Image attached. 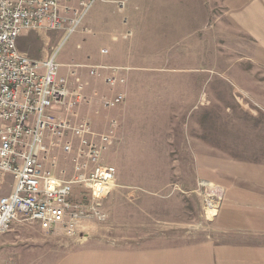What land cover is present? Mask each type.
Wrapping results in <instances>:
<instances>
[{
  "label": "rangeland",
  "instance_id": "rangeland-1",
  "mask_svg": "<svg viewBox=\"0 0 264 264\" xmlns=\"http://www.w3.org/2000/svg\"><path fill=\"white\" fill-rule=\"evenodd\" d=\"M130 1L132 15L145 22L140 24L139 39L137 35L134 40L141 46L135 63L151 67L140 71L139 77L173 85L162 87L156 83L142 89L154 90V102H165L172 110H195L194 118L185 121L193 134L211 145L212 154L264 162V67L252 54L256 41L234 30L222 0ZM83 30L81 22L56 46L50 37L53 31L29 30L18 38L17 47L32 59L54 51L57 64L68 63L85 49L82 42L91 37ZM148 99L152 101L150 95ZM161 105L155 110L161 112ZM145 117L143 114L141 129L166 143L161 126L157 133L158 127L150 125L153 119ZM110 127L107 134L112 142L102 160L115 167L116 176L102 200L105 219L85 221L75 237L56 232L53 243L58 249L109 243L125 247L172 246L208 238L212 217L222 201V189L197 176L188 157L190 152L183 146L184 136L180 134L176 140L180 148L158 150L156 142L146 138V148L133 151L128 149V142L125 145L114 135L122 127L120 122ZM57 156L56 170L72 172L70 158L64 157L61 150ZM12 185L11 175L0 172V198L10 193ZM38 236L34 231L20 233L11 243L14 260L19 258L17 249L37 244ZM11 263L10 259L4 261Z\"/></svg>",
  "mask_w": 264,
  "mask_h": 264
},
{
  "label": "crops",
  "instance_id": "crops-1",
  "mask_svg": "<svg viewBox=\"0 0 264 264\" xmlns=\"http://www.w3.org/2000/svg\"><path fill=\"white\" fill-rule=\"evenodd\" d=\"M78 1L62 0L61 3L76 7ZM222 4L226 7V15L231 17L234 30L256 41L252 54L262 61L264 67V0H222ZM130 8V0H95L80 21L84 25L83 31L91 37L82 42L85 49L74 60L58 63V77L73 98L74 95L84 97L75 106V111L79 117L87 119L95 132L108 133L111 123L120 122L122 127L115 130L114 135L125 145L128 142V149H145L146 138L156 142L155 149L158 150L180 148L176 140L180 134L184 136L183 146H187L185 150L190 152L188 157L197 176L223 189L222 201L211 220L210 236L183 245L121 247L115 243L87 244L60 251L54 244L56 238L53 234L56 233L46 232L39 224H30L32 227H29L24 224L28 222L15 221L8 232L0 235V264L7 259L13 264H264V162L212 154L211 145L200 139L197 133L193 134L188 127L190 124L185 121L194 118L195 110H172L165 102L163 105L154 102V90L142 89L154 87L156 83L162 87L173 85L168 81L160 84L158 80L139 77L140 71L151 67L135 63L134 57L141 46L134 40L137 35L139 39L140 24L145 22L132 15ZM143 19L146 21V16ZM62 34L63 31L54 30L50 35L54 46L59 44ZM102 49L107 52L102 53ZM51 54L43 53L35 60H46ZM93 66L121 67L119 76L124 82L113 86L107 84L105 77L109 76V69H99L98 75H91L89 71ZM174 83L176 85L178 81ZM204 85L205 80L202 87ZM117 94H124L120 106H103L105 99L110 100ZM157 105L163 107L161 112L155 110ZM143 114L148 121L150 117L153 119L150 125L158 127L157 133L161 128L160 134L166 143L163 140L158 142V136L157 140L153 139V133L141 129ZM27 231L39 233L36 237L39 241L18 248L16 254L19 258L14 260L11 243L20 233Z\"/></svg>",
  "mask_w": 264,
  "mask_h": 264
},
{
  "label": "built area",
  "instance_id": "built-area-1",
  "mask_svg": "<svg viewBox=\"0 0 264 264\" xmlns=\"http://www.w3.org/2000/svg\"><path fill=\"white\" fill-rule=\"evenodd\" d=\"M94 1L79 0L74 7L62 0H0V172L13 180L10 193L0 198V235L24 221L75 237L85 221L105 219L102 200L116 169L102 155L112 136L95 132L78 116L75 106L84 97L73 98L58 77L55 52L39 61L17 47L29 30H58L68 37ZM99 69H109L107 84L124 82L121 67L93 66L89 73L98 75ZM123 100L117 94L103 103L114 107ZM56 150L70 158L72 172H57Z\"/></svg>",
  "mask_w": 264,
  "mask_h": 264
},
{
  "label": "bare ground",
  "instance_id": "bare-ground-1",
  "mask_svg": "<svg viewBox=\"0 0 264 264\" xmlns=\"http://www.w3.org/2000/svg\"><path fill=\"white\" fill-rule=\"evenodd\" d=\"M80 24V23H79ZM63 38H64V36H63ZM35 60V59H34Z\"/></svg>",
  "mask_w": 264,
  "mask_h": 264
}]
</instances>
